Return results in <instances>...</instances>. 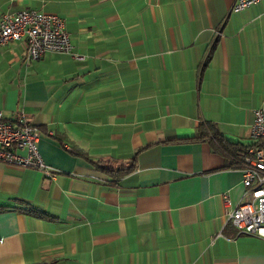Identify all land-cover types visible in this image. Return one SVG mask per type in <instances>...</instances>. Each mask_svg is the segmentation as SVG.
Instances as JSON below:
<instances>
[{"label": "crops", "instance_id": "crops-1", "mask_svg": "<svg viewBox=\"0 0 264 264\" xmlns=\"http://www.w3.org/2000/svg\"><path fill=\"white\" fill-rule=\"evenodd\" d=\"M233 1L0 0V18L56 13L83 56L0 45V112L39 131L55 172L0 162V264H264V238L226 219L245 200L240 170L189 140L209 121L248 146L264 108V0ZM90 160L133 170L108 184Z\"/></svg>", "mask_w": 264, "mask_h": 264}, {"label": "built area", "instance_id": "built-area-1", "mask_svg": "<svg viewBox=\"0 0 264 264\" xmlns=\"http://www.w3.org/2000/svg\"><path fill=\"white\" fill-rule=\"evenodd\" d=\"M257 1L234 0L230 10L237 12ZM9 41L23 44L24 58L28 61L46 53H63L74 60L83 59L72 49L63 21L54 12L20 9L4 14L0 18V45ZM252 115L249 127L251 144L238 168L245 200L230 208L226 219L236 235L264 238V108L253 109ZM39 137V131L20 115L4 118L0 112V162L37 169L46 179L53 177L55 172L38 152L36 143ZM223 201L228 203L226 194H223Z\"/></svg>", "mask_w": 264, "mask_h": 264}, {"label": "trees", "instance_id": "trees-1", "mask_svg": "<svg viewBox=\"0 0 264 264\" xmlns=\"http://www.w3.org/2000/svg\"><path fill=\"white\" fill-rule=\"evenodd\" d=\"M212 47H213V43L211 44L209 50H211ZM207 57L198 68V74H197L198 77L201 73L202 68L206 63ZM189 140L206 141L214 152H218L223 156L225 161V166L227 168H240L242 158L245 155L247 147L249 146L248 145L242 147L237 142L228 141L222 136V134L215 127V125L209 121H199L196 125L194 135L190 137ZM90 162L96 169H99L101 172L105 173L109 177V181H107L108 184L111 183L116 184L122 176L128 174L133 170V160H130L129 163L126 164L124 163L114 164L110 160H97V161L90 160ZM18 209L24 214L30 216L43 218L47 220H52L54 218L50 214L46 213L43 210H40L39 208L31 205L26 201H21V205L20 207H18Z\"/></svg>", "mask_w": 264, "mask_h": 264}]
</instances>
